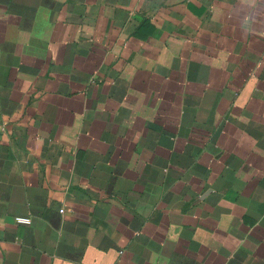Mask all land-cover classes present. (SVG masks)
<instances>
[{"label":"crops","instance_id":"1","mask_svg":"<svg viewBox=\"0 0 264 264\" xmlns=\"http://www.w3.org/2000/svg\"><path fill=\"white\" fill-rule=\"evenodd\" d=\"M0 264H264V0H0Z\"/></svg>","mask_w":264,"mask_h":264},{"label":"built area","instance_id":"2","mask_svg":"<svg viewBox=\"0 0 264 264\" xmlns=\"http://www.w3.org/2000/svg\"><path fill=\"white\" fill-rule=\"evenodd\" d=\"M16 223L19 224H30L31 219L29 216H16L15 218Z\"/></svg>","mask_w":264,"mask_h":264}]
</instances>
